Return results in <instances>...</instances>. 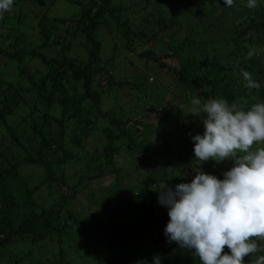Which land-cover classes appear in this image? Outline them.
Listing matches in <instances>:
<instances>
[{"label": "trees", "instance_id": "obj_1", "mask_svg": "<svg viewBox=\"0 0 264 264\" xmlns=\"http://www.w3.org/2000/svg\"><path fill=\"white\" fill-rule=\"evenodd\" d=\"M71 1L79 5V11L69 17L58 18L51 23L52 26L47 25L49 23L47 13L43 14L41 20L44 25L40 26L41 42L37 47L30 50L20 48L23 41L18 37L20 33H17L19 35L14 38L13 49L0 48V58L5 57L9 62L14 61L18 67L17 80L0 79V128L3 129L2 148L0 144V249L9 246L16 238H24L30 244L27 250L8 264H68L69 262L67 251L64 249L63 229L61 226L57 228L55 223L64 227L70 221L77 226L83 223L76 218L70 219L72 213L68 205L70 199H74L77 194L75 188L71 189L68 186L71 190L70 194H64L62 189L67 184L64 175L68 176L70 165L67 154L60 149L59 141L70 119L80 118V123L83 124V127L79 128L81 133L77 137L78 143L86 140L91 134L103 133L106 144L104 142L99 152L101 156L97 157V166L92 174L85 176L91 181L111 174H115L113 176H117L116 181H118L117 165L120 167L121 164L118 163V155L122 156V149H125L128 155L135 156L141 148L138 140L147 138L146 128L154 126L146 124L143 119H134L123 109H102V97L111 95L115 89L126 84H129L132 90L125 97L133 99L134 96L136 101H141L142 95L135 90L140 91L148 77L146 75L134 80H116L111 69L108 71L102 65L105 63L102 57L103 44L98 39L96 31L100 27L101 17L113 11L116 29L123 30L125 48L128 51H135L133 45L135 39L150 41L164 28L174 24L175 16L178 15L174 14L170 19L171 23L164 25L158 31H155L154 22L150 19L153 23H150L148 33L142 29L136 35L129 20L123 19L121 7L112 8L110 0ZM38 2L42 6L46 4L43 0ZM99 2L103 3V6ZM229 9L233 22L228 36L219 42L223 48L215 46L211 48L210 43L185 36L169 41L158 39L155 46L160 43L163 48L158 53L152 48L137 53L152 62L153 66L148 69L169 68L172 72L169 84L176 90L175 95L172 94V98L167 100V103L156 101L155 107L149 105V108L155 113L161 112L165 116L164 123L172 124L174 130L180 133L182 144L177 163H185L183 157L193 150L191 137L200 134L196 129L197 126L203 127L201 118L193 111L191 100L194 96L198 94L205 100L223 97L229 103L242 106L245 104L250 106L252 103L264 100V0L255 9H249L243 0H236ZM57 32L59 38L56 40ZM80 36H84L85 39L83 46L88 52L86 61L77 64L76 59L62 53L61 50L56 52L65 41L61 42L62 39ZM52 46L54 48L50 50ZM114 48L116 49L115 46ZM200 49L201 55L197 53ZM249 52L253 54L249 56ZM167 59L177 61V65L167 67L165 63ZM31 62H38L43 69L37 75H28L27 83H33L35 78L39 79V82H35L32 87L24 88L21 79L26 76L20 65H29ZM241 69L250 72L253 79L261 83V88L245 87ZM102 79L108 81V88L99 90L97 86ZM48 81L53 90L49 95L51 98L61 91L64 92L60 97V103L64 108L57 116L48 111L45 114H39L37 111V101L43 96ZM79 81L82 82L83 91L72 90L70 84L76 89ZM115 86L118 88L114 89ZM29 91H32V94L26 93ZM165 92L164 90L161 94L165 95ZM54 104L50 106L53 107ZM157 106L160 110H157ZM103 121H106L105 125ZM162 128L165 129L166 126ZM188 140L191 143H188ZM166 143L164 150L167 146H171L168 141ZM146 150L149 152L152 149L146 147ZM123 161L126 164L125 157ZM209 162L211 161L203 164ZM188 163L189 165L182 168V172H186V182H190L193 178L195 160L188 159ZM111 167L113 170L110 169ZM27 168L33 169L34 173L38 174V178L29 176L31 180L26 179L22 170ZM157 174L158 172H152L148 177L142 174L134 186L122 187L123 194L126 195L130 189H133L135 196L124 197L111 208L115 210V217L117 215L119 218L121 213H125L129 221L121 223L117 222L118 220L114 221L113 228L111 226L113 236H106L105 241L99 240L100 251L104 253L96 254V264H153V257L156 256L160 258L161 264H200L198 257L191 250L182 249L175 242H169L164 235L163 229L169 217L166 208L164 215L157 213L159 205L157 188L163 181L170 183L174 178L172 173L170 178H159ZM36 180L39 181L29 188L28 185ZM41 186H46L49 190L59 188V192L63 193L61 199L55 201L56 191H49V201L53 205L50 207L42 205L36 198ZM62 210L68 213L67 218H62ZM96 231L95 227L86 226L85 234L79 231V236L85 241L89 240L88 243L91 244L92 236L98 234ZM143 232L151 234L148 238L153 240L146 241L148 247L146 244V248L142 250L137 245L133 256L131 244L134 240L143 241L146 238ZM105 234V231L99 233L103 236ZM52 235H57L56 241L52 240L50 237ZM49 240L53 244L51 250L46 244ZM107 248L113 256L105 253ZM224 251H228L226 246ZM3 255L4 252H0V258ZM259 255L264 253L257 252L246 256V264H254ZM0 260V264H6V259Z\"/></svg>", "mask_w": 264, "mask_h": 264}, {"label": "rangeland", "instance_id": "obj_2", "mask_svg": "<svg viewBox=\"0 0 264 264\" xmlns=\"http://www.w3.org/2000/svg\"><path fill=\"white\" fill-rule=\"evenodd\" d=\"M43 1L46 4L42 6L39 4L38 0H14L12 10L5 13L3 17L0 18V48L13 49L14 38L16 35H19L17 33H20L18 37H21L23 41L19 46L20 48L26 50L35 48L41 42L40 26H42V24L44 25L41 20L43 14L47 13L49 16V23H47V25L50 24V26H52L51 23L58 18L69 17L79 11V5L73 3L71 0ZM87 1L88 0H84V2ZM99 3L103 6V3ZM110 3L112 8L115 7L119 9L121 7L123 19L129 20V24L136 35L140 33L142 29L148 33L150 23L153 22L155 31H158L164 25L171 23L170 19L174 17V14L178 16H175L174 24L164 28L163 31L156 37L150 39V41H144L145 39L138 41L135 39L133 44L135 46V51H128L125 48L126 40L123 36V30L116 29L114 25L115 13L113 11L106 13L100 19L101 24L96 34L103 44L102 57L105 63L102 65L105 69H108V71L111 69L112 75L116 80H134L137 77H145L146 75V77H148V79L144 81L140 91L135 90V92L142 95L141 101H136L134 96L133 99L132 97H125V95L132 90L129 84L119 88L115 86L114 89H118H115L111 95L102 97V109H123L124 112L131 115L134 119H143L146 124H152L154 126L146 128L147 138H140L138 140L141 144V148L135 156L128 155L125 149H122V156L118 155V163L121 162L120 167L117 165V172L119 173L118 181H116L117 176H113L115 174L91 181L85 176L92 174L95 166H97V157L101 156L99 152L105 142L103 133L96 132V135L91 134L86 140L78 143L77 137L81 133L79 128L83 127V124L80 123L81 119L73 118L68 121L62 139L59 141L61 146L60 149L67 154L70 165L68 176L64 175L67 184L64 185L62 189L64 194H70L71 190L68 186H70L71 189L72 187L75 188L77 194L74 199H70V204L68 205L71 211L70 213H72V218L70 219L76 218L83 222L80 226H77L70 221L65 227L55 223V225L58 226L57 228L61 226L63 229L64 249L67 251L68 264H96V254L101 255L104 253L100 251L101 246L99 240L105 241L106 236H113L111 229L113 228L114 221L118 220L117 222L119 223L122 221H129L125 213H121L119 218L117 215L115 217V210L111 208L124 197L127 198V196H129L132 198L133 195L135 196V190L133 189H130L126 195L123 194L122 187L134 186L142 174L148 177L152 172H158L157 175L159 178H170L172 173L174 179L167 184L170 187H174L178 183L186 182V172H182V168L189 165L188 159H194L192 150L191 153L183 157L185 163H177L179 148L182 144L180 133L174 130L172 124L167 125L164 123L165 116L161 114V112L158 113L157 111L155 113L153 110L150 111L149 108V105L153 107L156 101L164 104L167 100L172 98V94L175 95L176 90L172 89L169 84L172 78V72L169 68H164L163 70L157 68L148 69V67L153 66L152 62L140 57L137 53L151 48L158 53L162 48L160 43H157L155 46L158 39L169 41L171 39H181L185 36H190L196 41L210 43L211 48L214 46L223 48L219 42L224 37L228 36L233 22L230 9L224 6L223 0H110ZM150 19H152L153 22H151ZM59 31L61 33V30ZM57 35L58 32L55 34L56 40L59 38ZM62 41L64 43L61 44L60 48H57L56 52L61 50L62 53L76 59L77 64L87 60L88 52L83 46V42L85 41L84 36L78 38L68 37L62 39L61 42ZM53 48L52 46L50 50ZM197 53L201 55L202 50L200 49ZM165 63L167 67H175L177 65V61L172 59L165 60ZM20 66L23 67V74L26 76V78L21 79L23 86H25L24 88L32 87L35 82H39V79L35 78L33 83H27L28 75H37L38 72L43 69L38 62H31L29 65ZM16 72H18V67L14 61L9 62L5 57L0 58V79L4 78L15 81L17 80ZM107 83L108 81L102 79L97 89L103 90L108 88ZM68 84L70 83L68 82ZM70 87L75 91H83L81 81L77 84L76 89L71 84ZM117 90L118 92H116ZM164 90L166 91L165 95L161 94ZM52 91L51 83L48 81L43 96L37 101V111L39 114H45L46 111H48L50 114L57 116L64 108V105L60 103V97H62L64 92L61 91L57 96L51 98L49 95L52 94ZM22 93H25V91H22ZM26 93L32 94V91ZM53 103L55 104L51 107L50 105ZM157 110H160L158 106ZM19 117L18 115V118ZM103 124L105 125L106 121H103ZM164 126H166L165 129L162 128ZM197 127V131L202 134L204 128L202 126ZM2 131L3 129L0 128L1 148V139L3 138V134H1ZM167 141L171 143V146H167L164 150ZM187 142L191 143L190 140ZM146 147L152 150L147 152ZM124 157L126 164H124L123 161ZM198 163L199 161L195 160V165ZM232 164L233 162L231 160H225L220 163L211 161L207 164H201L200 168L205 173L213 174L217 176V178L222 179V173L230 169ZM110 169H112V167ZM22 171L24 172V177L28 180H31L29 176L38 178V174L36 175L31 168ZM38 181H32L31 184L28 185L29 188ZM115 184H117V186H114ZM125 190L127 189L125 188ZM49 191H56L55 201H59L63 194L59 192V188L49 190L46 186H41L37 191L36 198L42 205H49L47 207L53 205L49 201ZM165 212V208L158 205L157 213L164 215ZM67 215L68 213L66 210L61 211L62 218H67ZM90 215L91 217L89 218ZM86 226H93L97 229L96 232L98 234L92 236L93 242L91 244L88 243L89 240L85 241L79 236V231L85 234ZM103 231H105L106 234L104 236L99 235V233ZM146 233H142L146 237L143 241H139V239L133 241L135 244H131V251H133L131 255H135L134 250L137 245L141 247L142 250L146 248V241L153 240V238H148L151 234L148 232ZM50 237H52L53 241H56L58 238L57 235H52ZM253 239L257 240L258 244L261 246H264V240H259L258 238ZM28 242L29 241H26L24 238H16L9 246L0 249V252H4L5 255L0 259H6V264L12 262L16 256L21 255L22 252L29 248L30 244ZM46 244L50 250L53 249V244L50 240L46 241ZM95 250H98V252L95 253ZM46 252H48V250H46ZM105 253L113 256L109 248L105 250ZM244 259L246 262V257Z\"/></svg>", "mask_w": 264, "mask_h": 264}, {"label": "clouds", "instance_id": "obj_3", "mask_svg": "<svg viewBox=\"0 0 264 264\" xmlns=\"http://www.w3.org/2000/svg\"><path fill=\"white\" fill-rule=\"evenodd\" d=\"M249 9L262 0H243ZM236 0H223L232 7ZM14 0H0V18L13 8ZM253 53L249 52V56ZM248 89L261 83L241 69ZM201 118L203 133L191 137L193 178L170 187L163 181L157 202L169 217L163 232L169 242L191 250L200 264H246L245 257L264 253V100L248 105L229 103L223 97L191 100ZM233 162L223 178L201 170L207 161ZM225 246L228 251H224ZM153 264H161L158 256ZM254 264H264V255Z\"/></svg>", "mask_w": 264, "mask_h": 264}]
</instances>
